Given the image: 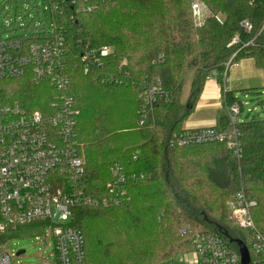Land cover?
I'll return each mask as SVG.
<instances>
[{
	"label": "trees",
	"instance_id": "trees-1",
	"mask_svg": "<svg viewBox=\"0 0 264 264\" xmlns=\"http://www.w3.org/2000/svg\"><path fill=\"white\" fill-rule=\"evenodd\" d=\"M48 1L53 28L44 22L38 28L35 16L25 30L31 42L51 28L66 38L85 191L105 197L114 165L129 176L128 202L74 210L71 225L85 238L87 264H161L193 251L196 233L227 234L250 249V234L230 220L225 202L243 189L257 203L252 216L264 233V117L240 124L239 160L224 144L172 148L169 140L185 131L213 73L249 58L264 69V0H201L212 13L202 27L194 24L193 0H113L89 13L67 0ZM246 20L250 32L242 26ZM78 42L115 52L104 68L86 74ZM112 76L121 81L106 82ZM150 81L160 82L168 97L144 115L142 90ZM55 94L30 77L0 81V106L18 102L45 112ZM224 99V105L239 102L229 91ZM216 127H228L225 113L219 112ZM12 234L0 233V243Z\"/></svg>",
	"mask_w": 264,
	"mask_h": 264
},
{
	"label": "built area",
	"instance_id": "built-area-1",
	"mask_svg": "<svg viewBox=\"0 0 264 264\" xmlns=\"http://www.w3.org/2000/svg\"><path fill=\"white\" fill-rule=\"evenodd\" d=\"M113 0H70L77 12L89 13L100 5ZM12 5V4H11ZM0 81L30 77L39 86L50 85L56 94L45 112L30 111L18 102L0 106V233L12 234L29 227L44 225L54 239L56 264H87L86 242L82 232L71 225L74 210L78 207L118 206L128 202L127 183L129 176L119 165L110 169V181L106 186L107 195L101 199L89 196L84 188L86 167L77 142V118L80 114L71 95V78L67 72L66 38L52 29L40 41L31 42L27 35H14L17 29L25 30L21 20L25 10L16 9L15 19L10 22L12 11L5 13L6 3H0ZM48 11V7H44ZM193 21L202 27L212 16L207 5L201 0L191 4ZM219 20L222 17H218ZM250 32L249 21L242 23ZM53 31V32H52ZM238 41L236 37L233 41ZM80 44L81 62L86 74L105 67L106 61L114 54V48L103 46L92 48ZM126 65L123 62L120 65ZM225 71L218 75L224 85ZM109 81L121 80L112 76ZM224 89V95L226 93ZM168 93L160 82H146L142 90L145 103L143 114L150 111L155 102L164 100ZM241 102L225 105L228 127L185 130L173 134L169 146L194 147L209 144H224L239 160L242 157L240 124L250 119L239 120L244 106ZM253 110H249V115ZM254 117V115H253ZM142 124L143 121H140ZM144 179V175L130 176V179ZM257 206L240 190L226 204L230 220L240 230L250 234L248 252L250 264H264V233L258 230L252 216ZM186 234V231H181ZM229 240L211 233H196L194 250L189 252L188 264H241L240 253L232 249ZM4 253L0 264H12V258Z\"/></svg>",
	"mask_w": 264,
	"mask_h": 264
},
{
	"label": "rangeland",
	"instance_id": "rangeland-1",
	"mask_svg": "<svg viewBox=\"0 0 264 264\" xmlns=\"http://www.w3.org/2000/svg\"><path fill=\"white\" fill-rule=\"evenodd\" d=\"M9 1L10 0H0V3H6L7 9L5 13H8L9 10L12 11L11 23H13L15 19L16 9L19 8V11L22 9L25 10V14L21 18L25 26L31 24L35 16H37L35 21L38 28L41 27L42 22L46 25H52L53 16L48 0H11L12 5L9 4ZM45 5L48 7L47 12L44 11ZM0 11L3 12L4 7L0 8ZM14 35H27V31L17 29L16 33L9 34L10 37ZM190 79L191 75L187 81L185 95L188 94ZM253 93L254 94L249 95L247 98L245 94L237 93L236 97L242 104L248 103L247 106H244L243 113L239 120L252 119L255 113H259L261 118L264 117V90L256 89ZM249 110H253V114L249 115ZM225 204L227 203L225 202ZM49 232L48 227L37 225L25 227L10 235L3 244L0 243V260L4 253L13 256L17 255L20 251H25V253L18 258H12V264H56V258L54 256V239L49 236ZM188 256V253H180L161 264H188Z\"/></svg>",
	"mask_w": 264,
	"mask_h": 264
},
{
	"label": "crops",
	"instance_id": "crops-1",
	"mask_svg": "<svg viewBox=\"0 0 264 264\" xmlns=\"http://www.w3.org/2000/svg\"><path fill=\"white\" fill-rule=\"evenodd\" d=\"M224 89L231 92L236 99L237 93H243L245 90H264V69L258 68L254 59H244L230 66L225 85L218 81V73H213L205 83L194 113L184 124L185 130L217 126L219 112L225 113ZM243 94L246 98L249 97V94Z\"/></svg>",
	"mask_w": 264,
	"mask_h": 264
},
{
	"label": "water",
	"instance_id": "water-1",
	"mask_svg": "<svg viewBox=\"0 0 264 264\" xmlns=\"http://www.w3.org/2000/svg\"><path fill=\"white\" fill-rule=\"evenodd\" d=\"M67 1H70V0H67ZM254 117L256 118V120L261 119V116L259 113H255ZM224 236L225 238L229 240L230 243H234L238 246L239 253L241 256V264H250V255H249L247 247L243 244V242L238 239H233L229 237L227 234H225ZM24 253L25 251H20L18 252V255H22Z\"/></svg>",
	"mask_w": 264,
	"mask_h": 264
}]
</instances>
